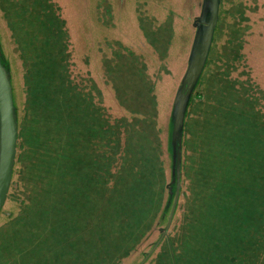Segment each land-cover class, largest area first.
<instances>
[{"label": "trees", "instance_id": "obj_1", "mask_svg": "<svg viewBox=\"0 0 264 264\" xmlns=\"http://www.w3.org/2000/svg\"><path fill=\"white\" fill-rule=\"evenodd\" d=\"M25 1L31 12L25 15L19 7L8 19L21 57L28 70L30 64L34 69L40 64L51 71L49 77L60 80L41 83L39 95L30 92L16 158L23 199L19 213L0 227V264L3 252L13 260L9 264H118L140 244L164 205L167 183L154 131L156 101L152 98L146 111L131 109L117 97L122 91L117 86V101L132 117L110 122L92 93L83 92L72 78L58 8L50 0ZM102 62L106 76L115 72L108 66L112 60ZM140 68L147 75L145 66ZM216 84L212 87L219 91ZM147 87L152 91V85ZM97 96L100 100V92ZM202 97L199 93L191 101L189 111L198 110ZM215 100V109L204 104L202 123L193 121L201 134H192L190 144L183 139L184 152L193 153L186 163L190 172L183 164L182 177L188 175L195 190L183 194L181 221L165 241L166 264L186 259L190 264H264V240L247 239L249 210L242 204L255 190L264 196L262 140H253L243 129L244 111L250 123L259 117L258 110H252L254 100L244 104L237 99V105L230 94ZM213 112L219 113L214 121ZM189 124L186 120L185 133ZM216 124L226 131H205ZM260 214L264 217V211ZM198 241L207 247L197 249Z\"/></svg>", "mask_w": 264, "mask_h": 264}, {"label": "rangeland", "instance_id": "obj_2", "mask_svg": "<svg viewBox=\"0 0 264 264\" xmlns=\"http://www.w3.org/2000/svg\"><path fill=\"white\" fill-rule=\"evenodd\" d=\"M1 1L0 58L11 84L17 127L12 185L0 211V227H3L19 213L23 199L16 158L19 154V132L27 114L28 99L31 94L39 95L40 92H36V89L44 81L52 82L53 78L56 80L60 78L53 75L49 77L51 71L40 64H35V69L33 64H30L28 70V65L21 57L14 40L12 24L8 19L9 17L13 19L12 15L16 14L19 7H22L23 14L27 15L31 12V5L25 3V0ZM50 1L58 8L66 27L65 43H68L69 52L67 62L72 78L83 92L92 93L95 102L103 106L110 122L121 116L132 117V114L117 101V86L122 88L117 97L120 94L123 103L131 109L146 111L151 108L152 98L154 102L156 101L154 131L159 136V148L167 183L164 205L140 244L118 264H140L165 229L166 234L143 264H166L169 256L165 241L168 235L176 233L181 221L182 204L186 200L183 194H188L187 188L192 187L195 190L188 175L187 178L182 177L183 164L185 171L190 172L186 169L188 166L186 163L190 162L193 153L192 150L184 152L183 139H187L190 144L192 134L197 135L201 131L193 121L202 123L205 114L204 104L207 103L215 109L218 107L215 99L221 96L224 98L229 94L234 102L239 99L245 104L254 100L252 110L255 112L257 109L255 113L259 117H253L248 123L250 115L244 111L246 122L243 129L250 134L248 136L253 135V140L258 141L260 138L262 144L259 146L264 150V0L218 1L211 41L205 51V57L199 61L195 75L187 79L189 86L186 89H182L186 74L195 55L203 52L207 38V26L212 15L211 0ZM150 40L154 41L155 47ZM114 52H117L118 57L114 58ZM102 58L112 60V64L108 66L114 69V73L110 72L106 76L107 71L102 64ZM143 65L147 75L140 73V67ZM38 67L40 71L37 70ZM216 81L219 91L212 87ZM224 83L228 86L220 87ZM150 85L152 91L147 87ZM221 88L229 89L230 93L222 94ZM98 90L100 100L97 96ZM199 93L203 95L199 101L200 107L196 112H191L189 111L191 101L196 100ZM182 95H185L182 118L178 128L174 130L178 100ZM235 104L238 105L237 102ZM216 115L219 117L218 112L212 113V121ZM186 120L190 122V131L187 133L184 128ZM192 129L195 131L192 132ZM210 130L212 134L215 132L218 134L222 130L225 132L226 127L216 124L205 131ZM214 139L217 142L222 140ZM223 145L224 142H221L220 147ZM177 166H179L178 199L168 225L177 188ZM242 204H246L249 210L246 223L247 239L259 243L264 240L263 231L261 233L259 231L263 228L261 220L264 221V217L260 213L264 211V196L262 193L256 195L255 190ZM196 246L199 250L207 247L204 241H198ZM257 262L258 260L256 264ZM184 264H190V260H184Z\"/></svg>", "mask_w": 264, "mask_h": 264}, {"label": "water", "instance_id": "obj_3", "mask_svg": "<svg viewBox=\"0 0 264 264\" xmlns=\"http://www.w3.org/2000/svg\"><path fill=\"white\" fill-rule=\"evenodd\" d=\"M218 1L211 0L212 4V15L211 20L207 26V38L203 48V52L199 55H195L189 70L186 74L184 80L183 88L186 89L187 79L192 78L198 68L199 61L205 57V51L207 50L209 43L211 41L212 30L216 23L217 11H218ZM185 95H182L178 100L177 112L175 115L174 130H176L180 124L182 118L183 104ZM16 119L15 111L13 106L11 84L9 81L8 73L2 64L0 58V211L8 197V192L10 189L12 174L15 165V154H16ZM178 189H179V166H177V188L174 201L172 204L171 212L168 219V225L171 221L174 209L176 207V201L178 199ZM162 234L156 241L151 250L146 254L144 259L140 264H143L148 256L153 252L154 248L159 244L164 235L166 234V229L162 230Z\"/></svg>", "mask_w": 264, "mask_h": 264}, {"label": "crops", "instance_id": "obj_4", "mask_svg": "<svg viewBox=\"0 0 264 264\" xmlns=\"http://www.w3.org/2000/svg\"><path fill=\"white\" fill-rule=\"evenodd\" d=\"M7 254H4V252H3V256H4V258L2 259V262L4 263V264H9V263H11L13 260H9L8 259V256H6Z\"/></svg>", "mask_w": 264, "mask_h": 264}, {"label": "bare ground", "instance_id": "obj_5", "mask_svg": "<svg viewBox=\"0 0 264 264\" xmlns=\"http://www.w3.org/2000/svg\"><path fill=\"white\" fill-rule=\"evenodd\" d=\"M200 44V43H199ZM198 45V44H197ZM197 49V48H196ZM199 49V48H198ZM197 54V53H196ZM198 72V71H197ZM200 72V71H199ZM188 83H190V82H188ZM189 86V85H188ZM185 91V90H184Z\"/></svg>", "mask_w": 264, "mask_h": 264}]
</instances>
